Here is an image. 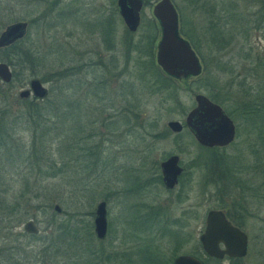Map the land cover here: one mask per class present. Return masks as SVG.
Listing matches in <instances>:
<instances>
[{
  "label": "rangeland",
  "instance_id": "374dc122",
  "mask_svg": "<svg viewBox=\"0 0 264 264\" xmlns=\"http://www.w3.org/2000/svg\"><path fill=\"white\" fill-rule=\"evenodd\" d=\"M155 1L145 3L140 27L129 35L117 0H0V33L9 24L26 21L18 53L27 51L31 60L16 65L11 57L9 64V54L0 51V61L17 74L10 86L0 80V264L9 257L14 258L11 264H46L42 255L50 252L45 247L51 238L46 233L56 223L79 218L90 222L93 234L100 201L106 202L109 223L104 240L93 234L92 246L104 252L100 263L171 264L178 254L200 253L206 213L225 206L222 210L241 221L248 252L239 261L225 257L207 263L264 264V132L248 122L233 93L222 87L232 76L239 81L252 67L245 53L250 48L262 52L263 35L250 21L239 26L220 52L223 61L234 64L233 75L215 72L212 55L202 47L212 74H220L215 85L208 77L205 86L199 82L205 63L198 54L199 75L172 77L155 58L160 38L152 14ZM172 1L179 27L180 22L185 29L194 25L202 28L201 35L210 30L213 16L223 13L224 3L235 1L236 11L244 15L259 6V0H208L206 5L200 0L203 6ZM151 24L158 36L148 57L137 48L146 42ZM32 78L49 89L39 102L49 111L27 120L22 116L26 105L18 99ZM196 93L220 99L215 102L236 127L229 146L207 148L186 127L179 133L168 128L170 120L184 123ZM28 99L39 101L32 95ZM68 109L74 112L59 114ZM173 154L184 168L181 182L188 186V199L179 204L175 190L166 191L159 179L160 162ZM187 207L189 224L184 221L180 227L175 219ZM137 215L145 221H134ZM27 220L38 227V238L26 235ZM180 232L188 234L187 242L178 241Z\"/></svg>",
  "mask_w": 264,
  "mask_h": 264
},
{
  "label": "water",
  "instance_id": "95a60500",
  "mask_svg": "<svg viewBox=\"0 0 264 264\" xmlns=\"http://www.w3.org/2000/svg\"><path fill=\"white\" fill-rule=\"evenodd\" d=\"M146 0H117V8L126 28L134 32L140 25V12ZM152 14L160 26V38L156 46V62L168 75L176 78L197 76L201 72V62L190 42L179 32V15L172 0H156L152 5ZM28 31L26 21H17L6 26L0 33V49L22 40ZM13 73L10 66L0 61V80L9 83ZM32 94L42 99L49 92L38 78H32L27 89L19 92V97ZM195 106L189 110L184 123L178 120L167 122L168 128L179 133L186 127L195 140L204 147H222L235 138L236 127L223 107L203 93L194 95ZM162 180L167 188L173 187L182 172L179 156L170 155L160 164ZM55 210L61 209L55 205ZM106 202L100 201L95 209L94 232L98 239H104L107 233ZM23 229L37 234L38 227L33 220H27ZM202 250L216 259L243 258L248 252V236L245 231L232 223L222 209H210L205 216V227L199 235ZM172 264H204L191 254L177 256Z\"/></svg>",
  "mask_w": 264,
  "mask_h": 264
},
{
  "label": "trees",
  "instance_id": "16d2710c",
  "mask_svg": "<svg viewBox=\"0 0 264 264\" xmlns=\"http://www.w3.org/2000/svg\"><path fill=\"white\" fill-rule=\"evenodd\" d=\"M191 1L197 3V5H202L200 3V0ZM207 1L208 0H205L203 5H206ZM148 3L149 0L146 1V4ZM235 5V1H233V3L229 2V5H225L224 3V8L222 9L223 13L215 14L209 26L210 30L206 29L207 31H204L202 33V35L205 36V39L201 38L202 35L200 34V31L202 30V28L199 30L196 28V26L192 25V27H189L188 30L185 29L183 27L184 25L180 22L179 32L190 42L193 49L205 63V74L201 75V77L199 78V82L202 81V86H205L204 82L207 80V77L215 85L219 81L220 76V74L218 73L213 75L211 69H209V65L207 66L204 58L205 53L202 49L203 46H206L207 52L213 57L212 65L216 69L215 72L220 71L224 73V71H226L229 72V75H233L235 73L234 64L230 61H223L221 59L223 55L220 54V52L231 43L232 39H234L235 37L234 34L236 33L237 35L239 26L244 25V21H250L258 31L260 30L264 38V0H259V6L256 12H250L249 14H247L251 16V19L247 17V15H244L242 11H236L237 7ZM229 6L234 7L235 10L229 11L231 10V8L228 9ZM149 29H151V33L145 34L146 42L142 44L140 48H136L139 50V53L141 55H148V57H152V48L158 36V32L154 24H151V26H149ZM127 31L129 35L133 33L128 29ZM23 39L15 42L10 46L0 49V51H5L9 54V64H11V57L15 58L16 65L24 64L25 62L29 61L30 56L27 51H22L21 56L19 57L18 47L20 46ZM245 54L247 59H250L252 67L246 69L247 72L239 81L235 80L232 76L229 81H226L222 84V87L228 90V94L233 93V99L235 98L234 102L237 108H239L242 115L246 116L248 122H250L251 125H255L256 127H258L261 132H264V49L262 50V52H259L258 50L253 51V48H250L249 51H247V53ZM16 76L17 74L13 73L12 80L9 83L2 82V85L10 86L13 80L16 79ZM161 79H163L162 81L164 83V78ZM163 86L166 85L163 84ZM1 94H3V97L7 98V91L3 90ZM208 96L213 101H220L219 98L215 99L216 97L214 98L211 93ZM18 100L24 102L26 105L25 108H27V112L22 114V116H24L27 120L33 118V113L41 115L42 118L46 116L42 111H46L45 113L48 114L49 110L45 109L48 108L47 106H39V102H44L45 99L35 102L29 100L28 98L20 97ZM2 112L5 113L6 110H3ZM73 112L74 111L72 109H68L66 111H61L59 114H61L62 116L66 113L71 114ZM37 117V119H39V116ZM224 207L225 206H221V209H224ZM226 213L228 218L231 219L235 225H237L238 227H242V223L238 218L232 216L228 211ZM72 219L73 218H71V220ZM26 235H29L31 238H38L37 234L26 233ZM46 235L47 239H49L48 236H51L49 242L47 243V246L45 247L46 251L50 250V252L42 255V259L43 256H46V258L48 259V262L46 264H103V262L100 263L99 260L104 255V252L100 250L97 251V249L92 246L93 234L91 232L90 222L82 221V219L79 218L76 220L74 219V221H62L56 223L54 225V228L46 233ZM192 255L200 257L202 259L204 258L205 260H203L205 264H208L207 261L209 260L213 261L214 263H220V259L210 257L204 254L202 251H200V253L195 252ZM202 255L205 257H202ZM11 259L14 258L9 257L8 261H6L5 264H11L9 261ZM230 260L234 262L241 259L230 258ZM46 261L47 260H45L44 258V262ZM18 262L19 264H21V261H17V264ZM146 264H151L150 260H148Z\"/></svg>",
  "mask_w": 264,
  "mask_h": 264
},
{
  "label": "flooded vegetation",
  "instance_id": "af4514ba",
  "mask_svg": "<svg viewBox=\"0 0 264 264\" xmlns=\"http://www.w3.org/2000/svg\"><path fill=\"white\" fill-rule=\"evenodd\" d=\"M144 6H145V4H144ZM143 6V7H144ZM142 10H143V8H142ZM142 10H141V12H140V21H141V17H142ZM141 23V22H140ZM139 27H140V25H139ZM139 27L137 28V30L139 29ZM136 30V31H137ZM135 32V31H134ZM29 83V82H28ZM48 92H49V89H48ZM30 95H32V94H29V96ZM29 96L28 97H26V98H29ZM33 96V95H32ZM36 100H43L44 98H42V99H39V98H37V97H35V96H33ZM47 97V96H46ZM183 129H184V127H183ZM182 129V130H183ZM181 130V131H182ZM233 142V141H232ZM231 142V143H232ZM231 143H229L228 145H226V146H222V147H219V148H224V147H227V146H229ZM217 147V146H216ZM168 158V157H167ZM167 158H165V159H167ZM164 159V160H165ZM162 162V161H161ZM161 162H160V164H161ZM160 164H159V170H160V175H159V179H160V183H162V185H163V187H164V189L166 190V191H174V192H176V196L175 197H177V199H176V201H177V203L179 204V203H183L185 200H187L188 199V192H187V188H188V186L187 185H183L182 184V180H181V177H182V175H183V172H184V168H183V166H181V164L179 163V165L182 167V172H181V174L178 176V180H177V183L173 186V187H171V188H167L165 185H164V183H163V180H162V171H161V167H160ZM239 188H240V186H239ZM189 213V209H188V207L185 209V211H184V208H182V210H181V212H180V217L179 218H177V219H175V221H180V227H182L183 226V222L185 221V225L186 226H188V224H189V220H190V216H191V214H188ZM138 214V213H137ZM225 214H226V216H227V213H226V211H225ZM94 216H95V213H94ZM136 219L134 220V221H145V219H144V217H141V216H139V215H137V217H135ZM227 218H228V216H227ZM229 219V218H228ZM94 220V219H93ZM231 222H232V220L231 219H229ZM233 223V222H232ZM108 225H109V223H108V221H107V233H108ZM243 231H245L242 227H240ZM180 229H182V228H179V230ZM92 231H93V234H94V236L96 237V235H95V232H94V221H92ZM246 232V231H245ZM107 233H106V236H107ZM182 232H180V234H181ZM173 234H175L174 232H173ZM201 234V233H200ZM247 234V233H246ZM182 235V234H181ZM248 236V235H247ZM176 237H178V235H176ZM106 238V237H105ZM104 238V239H105ZM185 238H186V240H185ZM188 238H189V236H188V234H186V236L184 237L183 235L182 236H179L178 237V241L179 242H183L184 240L187 242V240H188ZM104 239H98V240H104ZM177 242V241H176ZM200 243V242H199ZM200 248H201V251L205 254V252L202 250V246H201V244H200ZM182 254H191V253H182ZM179 255H181V254H178V255H176L175 257H174V259L177 257V256H179ZM192 255V254H191ZM207 255V254H206ZM204 264H205V262H204V260L202 259V258H200V257H198ZM225 258V257H224ZM173 259V260H174ZM241 259V258H240ZM173 260H172V262H173ZM172 262H171V264H172Z\"/></svg>",
  "mask_w": 264,
  "mask_h": 264
}]
</instances>
